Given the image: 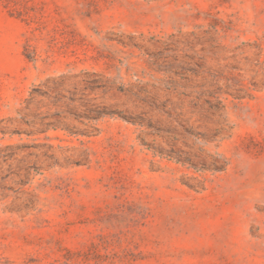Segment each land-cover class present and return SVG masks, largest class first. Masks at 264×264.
Instances as JSON below:
<instances>
[{"label": "rangeland", "instance_id": "374dc122", "mask_svg": "<svg viewBox=\"0 0 264 264\" xmlns=\"http://www.w3.org/2000/svg\"><path fill=\"white\" fill-rule=\"evenodd\" d=\"M23 9L0 6V120L47 78L86 74L118 114L81 121L55 105L71 93L36 94L64 128L0 133L38 145L39 168L23 185L21 155L0 166V264H264V0Z\"/></svg>", "mask_w": 264, "mask_h": 264}, {"label": "trees", "instance_id": "16d2710c", "mask_svg": "<svg viewBox=\"0 0 264 264\" xmlns=\"http://www.w3.org/2000/svg\"><path fill=\"white\" fill-rule=\"evenodd\" d=\"M26 0H0V6H3L13 16L23 17L25 11L23 9V3ZM28 60L36 62L34 56L28 55ZM79 81L67 84L65 79L47 78L39 86H34L29 92V96L23 101L21 108L17 110V117L15 118H2L0 120V133L3 135L10 134L22 135L26 134L28 137H35L37 135H45L44 140H50L51 138L47 135L50 130H56L58 128H64V122L61 119H55L53 121H46L44 119L39 120V116L33 112V104L35 102L36 94H43L45 96H51V92H57L60 96L61 91H67L71 93L73 97H70L68 101H62L61 98L57 99L55 105L64 108L67 112L81 121H100L107 116H114L115 111H106L100 105L95 102V98L90 97L91 93L96 92L99 85L96 79H91L89 74ZM70 86L73 90H70L67 86ZM41 86H45L46 89H42ZM79 95L77 99L75 96ZM46 106V105H45ZM11 122L12 125H28L33 129L19 130L17 127H10L5 125L6 122ZM83 134V133H82ZM89 136V135H88ZM30 147H38V145H29L26 143L22 144H7L0 146V166L3 162H7L9 159L16 158L20 171L24 172V175L28 181L22 180V184L26 185L29 182V177L32 175L33 168L39 170L38 167L29 166L26 162L28 156L36 155V153L24 154V151Z\"/></svg>", "mask_w": 264, "mask_h": 264}]
</instances>
